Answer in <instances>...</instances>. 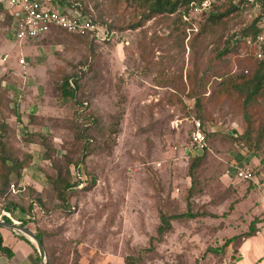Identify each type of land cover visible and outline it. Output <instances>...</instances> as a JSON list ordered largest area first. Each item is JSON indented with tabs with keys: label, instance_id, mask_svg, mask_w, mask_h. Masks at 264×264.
<instances>
[{
	"label": "rangeland",
	"instance_id": "rangeland-1",
	"mask_svg": "<svg viewBox=\"0 0 264 264\" xmlns=\"http://www.w3.org/2000/svg\"><path fill=\"white\" fill-rule=\"evenodd\" d=\"M80 3L116 36L92 42L50 32L17 41L0 16V57L7 56L0 59V137L12 156L29 159L0 195V214L13 202L10 216L42 234L51 264H125L129 256L134 264H264V142L257 137L248 146L239 139L238 98L216 93L220 78L259 67L264 0L238 7L221 1L209 13L184 12L183 23L185 5L143 19L139 0ZM209 14L224 15L209 20ZM69 74H80L75 96L62 98L60 79ZM196 99L202 119L195 118ZM256 100L251 114L259 129L264 91ZM192 118L208 137L190 204L215 217L172 221L171 231L147 249L158 212L186 209L188 162L202 153L189 144ZM88 121L82 130L78 123ZM79 160L82 186L92 184L67 193L63 203L49 180ZM234 164L251 170L253 181ZM251 220L260 231L236 255L213 251Z\"/></svg>",
	"mask_w": 264,
	"mask_h": 264
},
{
	"label": "trees",
	"instance_id": "trees-1",
	"mask_svg": "<svg viewBox=\"0 0 264 264\" xmlns=\"http://www.w3.org/2000/svg\"><path fill=\"white\" fill-rule=\"evenodd\" d=\"M53 4L62 6V7H70L71 4L77 3L76 7L80 9V11L90 14L88 10L85 8V6L80 3V0H51ZM201 0H139L140 6L144 14H141L143 19H147L153 15L158 14H171L177 10L179 6L185 5L182 12L179 13L180 20L182 23L185 21L182 18V15L184 12L188 10V4L193 2L198 4ZM246 0H224L222 2H228L231 3L233 6H237L239 4H243ZM221 1H217L215 3H218ZM215 3H212L215 4ZM212 5L209 9L204 10L201 13H209V11L212 8ZM1 11V10H0ZM141 11V12H142ZM91 15V14H90ZM224 14H209L208 19L212 18H219ZM2 19L6 20L7 28L9 29V25L11 23L10 17L6 14L1 16ZM94 21H96L94 18H92ZM99 22V21H98ZM101 23V22H100ZM140 26V21L135 22L131 25L132 28ZM108 27V26H107ZM109 28V27H108ZM110 29V28H109ZM54 32H62L69 35L79 36L72 33L56 30L52 31ZM48 36V33L46 34ZM79 37H85L87 36H79ZM88 40L92 41V39ZM93 42V41H92ZM107 42V41H105ZM257 55V61H258V68L256 70H253L252 72H249L247 74H235V75H228L227 78H220V82L216 85V93L221 95H229V96H236L238 98V101L240 103V106L243 110L244 116H243V131L239 135V139H243L244 144L247 142L248 146L249 141L248 140H257L255 138L259 137L258 139H263L264 142V128L260 127L257 128L256 124L254 123V117L251 114V108L252 106L257 103V97H261V92L264 91V56H262V52H258ZM262 67V69H261ZM80 74H69L68 76L62 77L60 79L59 84V92L62 98H73L75 96V91L77 87V80L79 78ZM199 99H196L194 102V108L196 110L195 118L202 119L201 107L199 104ZM79 127L84 130L88 125H91V122H85L84 124L78 123ZM204 133V132H203ZM205 141L207 142L208 134L204 133ZM89 140V139H88ZM188 140V139H187ZM191 146V145H190ZM264 147V143L263 146ZM193 149V147L191 146ZM207 150V145L202 149V153L200 156L191 155L190 160L188 162V176L190 178L191 184L186 189V209L179 213H164V212H158V223L155 227V234L154 236H151L148 238V248L152 249L154 245L159 242L162 237L171 231L172 221H186L189 219H193L197 216H210L215 217V214H212L208 210H193L190 202V198L192 196V190H193V183L195 181L194 172L197 166L202 162L204 158V152ZM29 159H25L24 157L18 158L17 156H12V154L9 152V148L3 142V140L0 137V195H6L8 193V187L11 184H15L18 182L21 176V171L23 168H25L28 164ZM80 160L76 162L73 166H65L62 169H59L54 178L50 179V188L51 191L54 193L56 199H59L61 202L64 203V200L66 202V195L69 194L73 190H76V188H81V190H87L89 189L92 182H89L86 184V186H82V182L86 180L84 178L83 173L81 172V166H80ZM87 183V182H86ZM78 184H81L80 187H77ZM84 185V184H83ZM83 187V188H82ZM37 194L35 200H39L40 192L35 193ZM16 205L13 202H5L3 206V210L0 214V218L5 221H10L13 217L10 216L13 208H15ZM229 209L232 208V204H229ZM17 219V218H15ZM21 225L24 226L26 221H23L21 218L17 219ZM26 227V226H25ZM258 229L255 227L254 220H251L247 226V230L243 231L240 234H234L230 237H227L221 246H219L217 249H214L213 251L218 253H226L231 252L232 254L237 253V246L240 243V241L245 238L249 237L251 235H254ZM34 234L38 237L39 241L43 245V239L42 234L39 231H34ZM21 238H23L26 242L30 243L26 238H24L22 235H19ZM232 243H235L233 246ZM44 248V247H43ZM227 248V249H226ZM35 250V249H34ZM45 250V248H44ZM0 253L4 254L7 258L11 256V251L8 247L4 246L2 244V239L0 235ZM46 253V251H45ZM125 264H134L135 258L133 256H129L126 261H124ZM46 264H51L49 257L46 253Z\"/></svg>",
	"mask_w": 264,
	"mask_h": 264
},
{
	"label": "built area",
	"instance_id": "built-area-1",
	"mask_svg": "<svg viewBox=\"0 0 264 264\" xmlns=\"http://www.w3.org/2000/svg\"><path fill=\"white\" fill-rule=\"evenodd\" d=\"M217 1L224 0H201L198 4L191 2L188 4L187 11L190 12L188 15L199 14ZM76 5L77 3H73L68 8L55 5L51 0H0V16L6 14L10 17L11 23L8 30L17 41L32 40L56 30L87 36L96 42H105L116 36V33L106 24L94 21L90 14L80 11ZM182 18L188 20L185 14ZM6 58V55L0 57L2 61ZM17 62L25 63L23 58H19ZM188 139L195 151H202L206 146L205 136L198 119L192 118ZM243 166L244 164H234V169L240 171L244 178L253 181L251 170ZM261 194L260 202L264 203L263 188ZM10 220L17 223L13 219Z\"/></svg>",
	"mask_w": 264,
	"mask_h": 264
},
{
	"label": "crops",
	"instance_id": "crops-1",
	"mask_svg": "<svg viewBox=\"0 0 264 264\" xmlns=\"http://www.w3.org/2000/svg\"><path fill=\"white\" fill-rule=\"evenodd\" d=\"M259 201H260V198H259ZM261 205H264V203H261ZM12 219L19 222L17 219H14V218ZM0 235L2 239V244L8 247L12 253L9 258H7L4 254L0 253V264H37L38 254L36 250H34L35 248L33 247L31 243H28L23 238H21L19 236L20 234L16 233L13 230L0 226ZM245 238H248V237H245ZM245 238H243L238 244L237 253L239 251V247L242 241ZM260 260H261V257L260 259H257V261H260Z\"/></svg>",
	"mask_w": 264,
	"mask_h": 264
},
{
	"label": "water",
	"instance_id": "water-1",
	"mask_svg": "<svg viewBox=\"0 0 264 264\" xmlns=\"http://www.w3.org/2000/svg\"><path fill=\"white\" fill-rule=\"evenodd\" d=\"M0 226L8 228L10 230L15 231L16 233L22 235L26 238L35 248L38 254V261L37 264H46L45 252L43 249V245L39 241L38 237L31 231L29 228L21 225L20 223H16L13 221H5L0 218Z\"/></svg>",
	"mask_w": 264,
	"mask_h": 264
}]
</instances>
